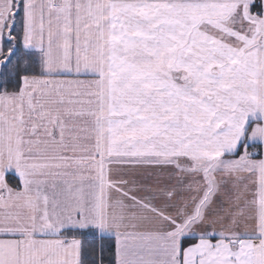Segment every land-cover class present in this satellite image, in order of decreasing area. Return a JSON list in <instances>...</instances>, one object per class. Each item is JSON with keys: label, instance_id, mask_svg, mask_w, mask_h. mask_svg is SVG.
Here are the masks:
<instances>
[{"label": "snow or ice", "instance_id": "1", "mask_svg": "<svg viewBox=\"0 0 264 264\" xmlns=\"http://www.w3.org/2000/svg\"><path fill=\"white\" fill-rule=\"evenodd\" d=\"M0 264H264V0H0Z\"/></svg>", "mask_w": 264, "mask_h": 264}]
</instances>
